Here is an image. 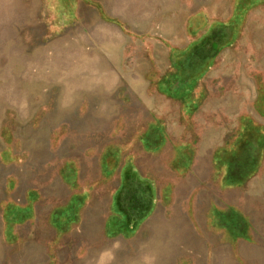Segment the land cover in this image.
<instances>
[{
  "label": "rangeland",
  "instance_id": "obj_1",
  "mask_svg": "<svg viewBox=\"0 0 264 264\" xmlns=\"http://www.w3.org/2000/svg\"><path fill=\"white\" fill-rule=\"evenodd\" d=\"M0 264H264V0H0Z\"/></svg>",
  "mask_w": 264,
  "mask_h": 264
}]
</instances>
